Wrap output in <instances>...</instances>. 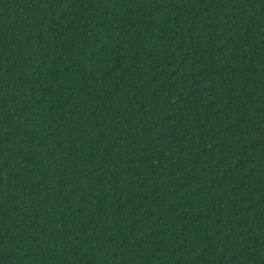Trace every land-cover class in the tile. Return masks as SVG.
Returning <instances> with one entry per match:
<instances>
[{
	"label": "trees",
	"instance_id": "obj_1",
	"mask_svg": "<svg viewBox=\"0 0 264 264\" xmlns=\"http://www.w3.org/2000/svg\"><path fill=\"white\" fill-rule=\"evenodd\" d=\"M0 264H264V0H0Z\"/></svg>",
	"mask_w": 264,
	"mask_h": 264
}]
</instances>
